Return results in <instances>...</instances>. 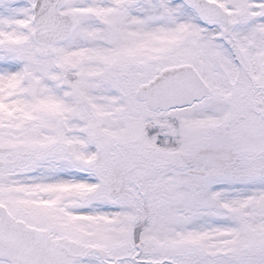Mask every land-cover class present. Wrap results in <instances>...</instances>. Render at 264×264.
<instances>
[{
  "label": "snow or ice",
  "instance_id": "6c2138e0",
  "mask_svg": "<svg viewBox=\"0 0 264 264\" xmlns=\"http://www.w3.org/2000/svg\"><path fill=\"white\" fill-rule=\"evenodd\" d=\"M0 264H264V0H0Z\"/></svg>",
  "mask_w": 264,
  "mask_h": 264
}]
</instances>
